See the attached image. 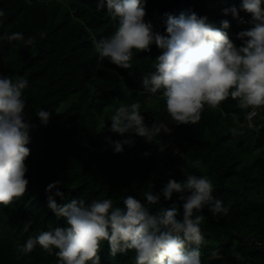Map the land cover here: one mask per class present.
Segmentation results:
<instances>
[{
  "label": "trees",
  "instance_id": "16d2710c",
  "mask_svg": "<svg viewBox=\"0 0 264 264\" xmlns=\"http://www.w3.org/2000/svg\"><path fill=\"white\" fill-rule=\"evenodd\" d=\"M144 4L145 20L161 34L166 14L178 16L187 10L207 17L216 27L227 20L229 37L237 46L241 44L237 34L250 27V15L243 11L239 16L244 23L224 15L225 8L239 9L241 0H144ZM96 5L97 0L30 4L0 0L5 13L0 17V73L28 79L26 113L36 125L28 145L26 193L9 206L0 205V264H56L55 255L39 246L29 254L16 251L17 242L29 235L65 226L64 218L47 206L50 183L60 182L65 201L111 198L122 206L127 195L142 200L146 191L158 192L169 179L179 182L187 174L208 176L213 194L230 209L227 216L217 217L204 210L203 264H264V108L256 110L253 128L247 123L250 109L241 110L231 97L222 102L223 113L205 107L195 124H175L162 99L138 92L143 75L154 71L160 54L155 44L136 53L130 69L99 61L88 29L97 38L106 37L116 22L106 9L97 12ZM18 31L35 35V46L24 49L2 38ZM132 102L140 103L146 125L162 129L151 142L132 135L134 145L114 153L105 136L122 138L103 130V125L110 124L107 120L116 108ZM41 108L52 113L47 126L34 115ZM232 127L240 134L233 136ZM56 201L62 202L58 197ZM173 202L181 204L175 195L171 201L161 198L164 207ZM234 251L244 259L237 261ZM99 255L100 264L135 260L133 251L111 256L107 242Z\"/></svg>",
  "mask_w": 264,
  "mask_h": 264
},
{
  "label": "clouds",
  "instance_id": "9594fccd",
  "mask_svg": "<svg viewBox=\"0 0 264 264\" xmlns=\"http://www.w3.org/2000/svg\"><path fill=\"white\" fill-rule=\"evenodd\" d=\"M31 3V0H26ZM66 3V0H59ZM106 13L116 22L111 35L97 38L91 29V43L99 61L108 60L122 69H130L136 53L148 51L155 44L160 54L155 58L154 71L143 75L138 92L164 101L175 124H195L205 107L221 108L229 97L237 101L241 110H249V117L264 108V0H241L236 6L225 8L224 15L244 23L239 12L250 15V27L240 31L237 46L228 34L229 22L221 27L210 23L205 16L187 10L178 16L166 14L164 34L155 31L145 20L144 0H97L96 11ZM5 15L0 9V17ZM9 43L24 49L35 46V35L23 32L7 34ZM102 66V65H101ZM30 88L23 76L0 73V205L9 206L22 198L29 183L26 164L30 156L31 132L36 125L26 113V91ZM142 90V91H141ZM159 94V96H157ZM51 111L44 108L35 117L47 126ZM104 123L103 130L122 139L105 136L114 153H122L124 146H133L132 135L151 142L162 126L145 124L141 105L132 102L114 110ZM233 136L240 133L229 129ZM128 138H124L125 136ZM182 181L169 179L158 191H146L143 199L127 195L122 206L111 198L86 201L72 198L65 201L59 190L60 182L50 183L46 192L47 206L57 217L66 221L63 227H53L29 235L17 242L18 254H29L37 246L55 255L56 264H100V249L107 242L110 255L135 253L134 264H203L201 246L206 243L201 225L206 209L213 217L227 216L230 209L216 197L212 180L205 175L187 174ZM177 196L181 204L168 207L161 198L171 201ZM61 203H57L56 198ZM31 221L24 224V231ZM216 255V253H213ZM237 261L244 258L234 251Z\"/></svg>",
  "mask_w": 264,
  "mask_h": 264
},
{
  "label": "built area",
  "instance_id": "2783aa9c",
  "mask_svg": "<svg viewBox=\"0 0 264 264\" xmlns=\"http://www.w3.org/2000/svg\"><path fill=\"white\" fill-rule=\"evenodd\" d=\"M254 116H251V117L247 116V123L249 124L250 128H253V118H254Z\"/></svg>",
  "mask_w": 264,
  "mask_h": 264
},
{
  "label": "rangeland",
  "instance_id": "374dc122",
  "mask_svg": "<svg viewBox=\"0 0 264 264\" xmlns=\"http://www.w3.org/2000/svg\"><path fill=\"white\" fill-rule=\"evenodd\" d=\"M64 108H65V106H64V107H62V108H61V110L63 111V109H64Z\"/></svg>",
  "mask_w": 264,
  "mask_h": 264
}]
</instances>
